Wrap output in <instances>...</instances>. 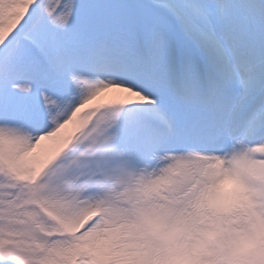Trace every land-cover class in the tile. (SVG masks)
I'll use <instances>...</instances> for the list:
<instances>
[{"label":"snow or ice","instance_id":"obj_1","mask_svg":"<svg viewBox=\"0 0 264 264\" xmlns=\"http://www.w3.org/2000/svg\"><path fill=\"white\" fill-rule=\"evenodd\" d=\"M0 264H264V0H0Z\"/></svg>","mask_w":264,"mask_h":264},{"label":"bare ground","instance_id":"obj_2","mask_svg":"<svg viewBox=\"0 0 264 264\" xmlns=\"http://www.w3.org/2000/svg\"><path fill=\"white\" fill-rule=\"evenodd\" d=\"M119 94L114 92V91H109V92H106V93H103L101 95V97L98 99V100H104V101H109L111 102L112 100H114L116 97H118ZM70 128L72 126H69ZM74 127V126H73ZM39 151V150H38Z\"/></svg>","mask_w":264,"mask_h":264}]
</instances>
